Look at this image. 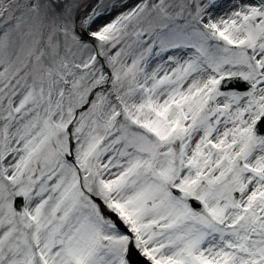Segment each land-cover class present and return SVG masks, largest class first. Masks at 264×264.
<instances>
[{"label":"snow or ice","instance_id":"obj_1","mask_svg":"<svg viewBox=\"0 0 264 264\" xmlns=\"http://www.w3.org/2000/svg\"><path fill=\"white\" fill-rule=\"evenodd\" d=\"M0 264H264V0H0Z\"/></svg>","mask_w":264,"mask_h":264}]
</instances>
